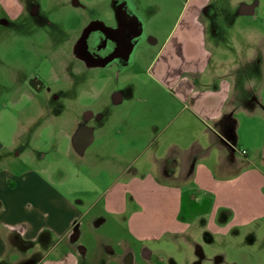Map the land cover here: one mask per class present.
<instances>
[{
    "label": "crops",
    "instance_id": "0c3cea01",
    "mask_svg": "<svg viewBox=\"0 0 264 264\" xmlns=\"http://www.w3.org/2000/svg\"><path fill=\"white\" fill-rule=\"evenodd\" d=\"M206 1L187 2L145 68L170 104L179 105L169 124L161 129L163 119L156 122L159 135L170 130L169 138L149 157L141 158L142 146L130 161L139 144L129 134L146 133L145 111L121 112L115 129L98 117V140L95 127L77 121L73 132L63 133L66 149L83 157L98 142L96 150L106 149L100 153L106 172L97 174L94 188L72 195L60 188L63 177L55 180L41 166L50 131L36 130L30 116L46 114L35 108L21 111L26 119L9 113L15 125L0 128V264H164L155 248L185 233L196 239L191 227L199 219L205 246L214 247L204 264H264V169L258 167L264 165V111L245 105L241 74L226 61L219 30H207L200 16ZM40 108L51 113L47 104ZM6 113L0 110V120ZM239 116L258 125L259 155L251 157L241 143ZM93 117L87 113L84 120ZM104 178L108 184L99 191Z\"/></svg>",
    "mask_w": 264,
    "mask_h": 264
},
{
    "label": "rangeland",
    "instance_id": "374dc122",
    "mask_svg": "<svg viewBox=\"0 0 264 264\" xmlns=\"http://www.w3.org/2000/svg\"><path fill=\"white\" fill-rule=\"evenodd\" d=\"M122 1L130 5L144 36L138 37L136 43L131 45L127 58L118 56L112 61L92 59L87 56L88 40L99 27L105 31L118 23L116 7ZM188 1L0 0V110L7 112L4 118L1 117L0 128L15 125L9 113L18 114L20 119H26L21 111L25 112L28 108L46 114L39 119V114L30 117L37 118L32 123L36 130L44 126L45 130L50 131L49 146L40 149L45 154L41 166L55 180L63 177L62 190L76 195L72 191L94 188L97 174L106 172L101 162L105 161V156L100 154L106 149L96 150L98 142L90 146L83 157L66 149L63 133L73 132L77 121L95 127L98 140L97 129L101 127L98 117L102 118L104 126L115 129L121 127V112L135 109L145 111L146 117L144 123L141 119V125H145L146 133L129 132V136L139 144L130 161L143 147L145 154L142 159L149 157L168 140L170 130L162 136L159 131L163 124L173 121L179 105L170 104L167 93L148 79L145 68L166 34L176 27L177 20L187 9ZM207 5L208 14L216 15L215 18L219 19L216 22L206 19L205 23H215V29L219 30L217 36L223 39L222 47L226 49V61H232L237 75L241 74L245 105H250L251 109L257 106L264 111V0H211ZM252 5L255 15H239L242 6ZM219 47L222 51L221 45ZM34 77L44 83V95H33L29 88V79ZM113 95L120 98L118 104L113 103ZM46 104L50 107V114L40 108V105ZM87 113L94 117L84 120ZM156 114L162 118L157 119ZM238 118L242 123L239 129L241 143L250 147L251 157L254 153L259 155L262 150H256V147L260 146L262 136L258 133V125L244 117ZM161 119L162 125L156 129V122ZM23 122L27 123L25 120ZM32 124L27 123V126ZM59 129V136H55L53 132ZM111 133L118 139L114 132ZM118 137L119 140L126 139ZM103 140L108 139L105 137ZM55 142L60 143L57 146ZM263 157L264 152L261 154ZM258 165L264 169V165ZM105 179L99 182V191L108 184ZM184 216L188 217L185 213ZM109 222L110 225L114 224L110 218ZM201 227L200 219L191 227L197 235L196 239L185 233L176 243L172 240L173 243L166 241L160 244L155 248L158 258L163 259L164 264H170L171 259L177 264H204L205 255L214 252V247L205 246ZM118 229L115 227V232L121 234V229ZM107 232L99 230L97 234L101 236ZM151 246L154 245L147 243L148 249ZM191 255L194 260L190 262Z\"/></svg>",
    "mask_w": 264,
    "mask_h": 264
},
{
    "label": "flooded vegetation",
    "instance_id": "af4514ba",
    "mask_svg": "<svg viewBox=\"0 0 264 264\" xmlns=\"http://www.w3.org/2000/svg\"><path fill=\"white\" fill-rule=\"evenodd\" d=\"M207 0L200 10V16L205 20L218 21L219 18H215L216 15L208 14L209 5ZM253 5L249 7L242 6L239 15L253 16ZM116 19L118 23L113 27H108L107 30H102L100 27L96 34L92 35L88 40L87 56L92 59H108L115 60V57L127 58L128 50L131 45L136 43L137 38H142L143 30L138 27V20H136L132 14L130 5L122 1L116 7ZM216 26L215 23L210 24ZM208 25V27H210ZM100 30V31H99ZM101 32V33H99ZM29 88L34 95H44L46 90L44 83L38 78L29 79Z\"/></svg>",
    "mask_w": 264,
    "mask_h": 264
},
{
    "label": "built area",
    "instance_id": "2783aa9c",
    "mask_svg": "<svg viewBox=\"0 0 264 264\" xmlns=\"http://www.w3.org/2000/svg\"><path fill=\"white\" fill-rule=\"evenodd\" d=\"M242 154H244V152H242Z\"/></svg>",
    "mask_w": 264,
    "mask_h": 264
}]
</instances>
